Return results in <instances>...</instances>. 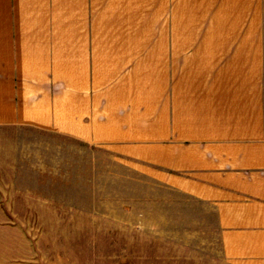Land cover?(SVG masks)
<instances>
[{
	"label": "crops",
	"instance_id": "obj_1",
	"mask_svg": "<svg viewBox=\"0 0 264 264\" xmlns=\"http://www.w3.org/2000/svg\"><path fill=\"white\" fill-rule=\"evenodd\" d=\"M13 130L110 152L264 264V0H0L4 183Z\"/></svg>",
	"mask_w": 264,
	"mask_h": 264
},
{
	"label": "rangeland",
	"instance_id": "obj_2",
	"mask_svg": "<svg viewBox=\"0 0 264 264\" xmlns=\"http://www.w3.org/2000/svg\"><path fill=\"white\" fill-rule=\"evenodd\" d=\"M8 134L0 264H236L223 256L205 204L154 184L108 151Z\"/></svg>",
	"mask_w": 264,
	"mask_h": 264
}]
</instances>
